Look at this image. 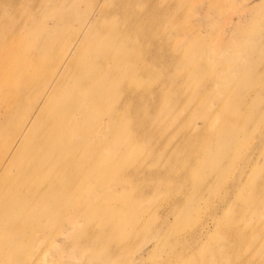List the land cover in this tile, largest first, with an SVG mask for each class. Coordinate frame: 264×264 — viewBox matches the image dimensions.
<instances>
[{
    "label": "rangeland",
    "instance_id": "obj_1",
    "mask_svg": "<svg viewBox=\"0 0 264 264\" xmlns=\"http://www.w3.org/2000/svg\"><path fill=\"white\" fill-rule=\"evenodd\" d=\"M91 1L32 7L29 0H0L7 40L0 49L15 51L0 69L21 57L32 73L34 55L45 52L26 88L23 119L48 77L52 85L64 73L65 46L75 38L91 46L70 60L31 135L34 142L55 129L46 144L62 150L56 162L43 165L42 180L27 176L24 185L0 191V198L20 199L25 187L58 181L39 200L0 212L4 223L14 219L25 229L20 235L0 220V264H231L233 256H218L216 247L231 245L236 227L234 249L264 264V215L257 238L245 232L249 219L235 208L242 198L264 207V180L246 196L239 191L264 175V92L244 90L264 69V0ZM60 11L65 16L56 25ZM234 94L239 100L230 105ZM11 122L22 123L16 116ZM10 137L0 135V147ZM210 169L216 185L202 191L198 178ZM11 235L15 245L1 247Z\"/></svg>",
    "mask_w": 264,
    "mask_h": 264
},
{
    "label": "bare ground",
    "instance_id": "obj_2",
    "mask_svg": "<svg viewBox=\"0 0 264 264\" xmlns=\"http://www.w3.org/2000/svg\"><path fill=\"white\" fill-rule=\"evenodd\" d=\"M93 3V0L90 2V4ZM27 5H31L32 7H36L37 5L41 7L43 5V0H29V3ZM65 16V13L60 11L57 15H55L54 20L56 21V25L58 21L62 20V18ZM86 16V15H85ZM46 18V17H45ZM44 20V18H43ZM88 20V15L85 17L84 21ZM47 24V22H46ZM57 27V26H56ZM84 31V30H83ZM86 32V31H85ZM86 34V33H85ZM84 34V35H85ZM83 35V37H84ZM83 37L81 39H83ZM80 38H75L74 42H71L67 44L64 49V52L61 55L60 58V64L65 65V71L62 73L57 80L51 85L49 82V77L47 82L44 84V87H42V92L39 97L33 98V105L29 106L27 110L26 119H23L19 113L21 108L24 106L23 100L26 96V88L29 86V83H32L36 80V77L40 74V68L42 65L45 64V61H40V59L45 57V52L41 53L38 52L34 55V61L33 64L37 65V70L30 73L28 68V63L25 65H22V58H17V63L14 67V64L10 67H6L3 69H0V74L3 75L0 76V97L2 99L3 104L0 106V135L2 136L5 131L11 134L10 141L6 142L2 147H0V191H2L3 186L9 185H24V178L27 176L35 175L36 179L42 180L45 177V173L43 171V165L47 162H56L57 156L62 152L61 149H57L56 145H53L52 147H48L49 143L46 144L49 141H52L51 139L56 133L55 129L50 127L43 132L42 135H38L39 139L32 142L31 135L34 132V130L37 128V124L41 123L42 120V110L45 105V100L47 96H51L58 86L60 85L62 77L67 75L69 71L67 70V66L70 62V60L75 57L76 59L83 55V51H87L91 49V46L85 47L81 43H78ZM6 38L0 34V43L4 44L6 43ZM15 54L14 50H10L8 48H1L0 49V62L6 61V59L12 58ZM6 63V62H5ZM49 64V62H47ZM16 82L18 86L12 88V82ZM247 83V86L244 88L246 90L250 87H258L263 89L262 92H264V69L259 71V74L257 75H250L249 78L245 81ZM259 82H262V84H259ZM9 83L11 85H9ZM52 86V89H50ZM12 88V89H11ZM235 95V100L230 105H235L237 101L239 100L238 94ZM9 97V102L5 103L4 98ZM258 97V95H257ZM255 97L253 104H259ZM90 101H94V97H90ZM104 97L100 100L102 103L104 102ZM76 99L72 98L68 101L67 105H73L75 104ZM94 102L91 103V105ZM96 112V111H94ZM236 112V108H232L229 110V114H233ZM7 114V116H5ZM17 117V119L21 120L20 125H14L13 120L14 117ZM226 117H223V120ZM12 123V127H11ZM248 124V123H247ZM10 130V131H8ZM223 130L220 128L219 133V139L221 140L223 135ZM51 139V140H50ZM247 139V138H245ZM231 140L235 141L237 140L236 133L231 136ZM260 144H263L262 141H259ZM27 154L24 158V154ZM190 164H193V161H189ZM244 168H242V177H243ZM216 172L212 169H210L208 172H206L202 177L198 178V187L200 190L208 189L212 190L215 187V182L211 180L208 175L214 176ZM51 177L47 181H42L39 183L38 187L39 189H30L25 187L26 195L20 199H14L12 196H6L3 198H0V212L2 210L7 209L9 206H13L15 210H20L24 205L28 204V202L32 199H40L42 196L46 195L47 193L51 192L54 189L58 188V182L55 179H51ZM242 179V178H241ZM241 179H239L237 182H239ZM50 180V181H49ZM264 180V175L259 174L254 178H250L247 185L242 186L240 188V192H243V196L248 195L246 190H249L250 188H253V184ZM244 185V184H243ZM53 197L52 200L49 202L52 203L57 195V192ZM242 206H236V215L239 217V215L244 216L245 218L249 219V224L244 227V230L246 233L249 234V236H256L257 238L262 236L263 230L260 231V224L258 223V218H261L262 215H264V207L260 206H254L251 207L250 198H242ZM229 205L232 204V202H228ZM234 206V205H233ZM243 210V211H241ZM1 216V215H0ZM3 217H7V215H3ZM3 217H0V220L3 222ZM38 217V216H37ZM215 215L212 216V222L214 224H219L218 221H215ZM4 223V222H3ZM1 224V223H0ZM246 224V223H243ZM3 225V224H1ZM4 225H8L10 227H13L16 231V233L23 235V232L25 231L24 227H22L21 224H19L14 219H8ZM206 227V225L204 226ZM238 231L241 230L240 227H236ZM232 230H234V226H232ZM235 230V233L237 234L236 238L232 242V244H221L219 247H216V252L218 256L221 255H232V262L231 264H253L257 263L258 259L255 258V256L251 254L247 255H241L237 250L234 249V246L236 243L240 240V233ZM69 234V232H68ZM17 242L14 235L9 236L7 240L3 243V246L11 247L15 245ZM28 252L25 250V254ZM257 257V256H256ZM3 258V253L0 251V260ZM25 258V255L19 254L17 259L19 262Z\"/></svg>",
    "mask_w": 264,
    "mask_h": 264
}]
</instances>
